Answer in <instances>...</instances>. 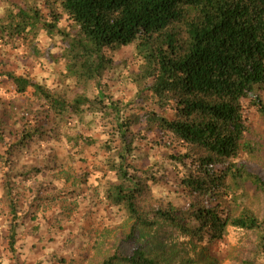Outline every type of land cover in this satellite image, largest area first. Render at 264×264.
<instances>
[{
	"label": "trees",
	"instance_id": "trees-1",
	"mask_svg": "<svg viewBox=\"0 0 264 264\" xmlns=\"http://www.w3.org/2000/svg\"><path fill=\"white\" fill-rule=\"evenodd\" d=\"M45 1L48 15L17 7L0 21V43H31L36 51L41 33L58 43L46 54L61 66L63 84L58 90L0 65V87L11 83L16 93L11 110L0 116L12 254L25 218L16 184H29L44 171H17L15 158L58 136L75 156L80 149L99 151L97 163L79 159L88 171L79 181L85 186L91 170L113 175L102 184L104 201L131 226L125 240L131 252L94 264H161L148 256L147 244L164 226L195 248L223 242L232 228L259 232L256 257L264 255V220L251 208L252 198L264 195V175L241 160L257 150L246 106L264 117V0ZM63 21L70 26L63 28ZM126 48L140 64L130 77L136 93L122 101L105 76L118 70L110 54ZM79 126L100 138L72 133ZM143 146L168 152L151 161ZM172 174L188 200L185 209L155 205L154 189L169 184Z\"/></svg>",
	"mask_w": 264,
	"mask_h": 264
},
{
	"label": "rangeland",
	"instance_id": "rangeland-1",
	"mask_svg": "<svg viewBox=\"0 0 264 264\" xmlns=\"http://www.w3.org/2000/svg\"><path fill=\"white\" fill-rule=\"evenodd\" d=\"M28 6L38 7L45 15L49 14L45 0H0V21L10 10ZM69 26L68 21H63V28ZM34 44L36 51L31 43H0V65L4 64L18 76L30 77L61 90L62 68L47 56V50H52L58 43L41 33ZM110 56L118 65V70L107 73L105 81L116 99L129 101L136 93L130 77L138 72L140 62L134 58L131 48ZM15 97L13 84L5 83L0 87V116L5 110H11L9 105ZM21 101L23 103L24 100ZM23 104L26 105L25 102ZM246 108L252 129L249 140L257 150L244 152L241 160L253 172L264 175V117L256 108L248 105ZM72 133L100 138L97 131H89L83 126L75 127ZM95 152L99 151L85 148V154L80 149L79 155L75 156L67 141L57 136L43 146L32 144L27 152L17 155V171H29L32 167H42L44 170L29 184H16L20 212L25 216L20 222L17 254H12L9 248V217L3 204L4 185L0 174V264H62L54 259L55 255L67 264H94L107 256L131 252V247L125 241L131 233V226L123 213L110 208L103 197L104 179L114 180V176L106 177L104 172L91 170L87 184H81V176L88 171L79 159L84 156L92 164L97 163ZM167 152L166 148L151 151L144 146L141 151L142 155L150 153L151 161ZM151 161L144 162L143 166L148 167ZM171 177L169 184L154 189L155 205L185 209L188 200L180 194L174 174ZM74 191L79 193L72 198ZM251 204L256 216L263 221L264 195L253 197ZM260 238L259 232L232 228L223 242L195 248L172 227L164 226L151 235L147 254L161 264H244L250 261L264 264V255L256 257Z\"/></svg>",
	"mask_w": 264,
	"mask_h": 264
}]
</instances>
